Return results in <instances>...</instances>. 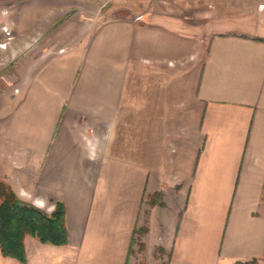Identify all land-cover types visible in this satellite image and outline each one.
<instances>
[{
	"label": "crops",
	"instance_id": "0c3cea01",
	"mask_svg": "<svg viewBox=\"0 0 264 264\" xmlns=\"http://www.w3.org/2000/svg\"><path fill=\"white\" fill-rule=\"evenodd\" d=\"M72 1L2 24L0 179L69 241L0 264H264V0Z\"/></svg>",
	"mask_w": 264,
	"mask_h": 264
},
{
	"label": "trees",
	"instance_id": "16d2710c",
	"mask_svg": "<svg viewBox=\"0 0 264 264\" xmlns=\"http://www.w3.org/2000/svg\"><path fill=\"white\" fill-rule=\"evenodd\" d=\"M33 235L44 243L67 244L69 233L66 225V208L57 202L49 214L39 207L19 198L14 190L0 179V248L6 257L26 263L24 239ZM256 260L236 262L254 264Z\"/></svg>",
	"mask_w": 264,
	"mask_h": 264
},
{
	"label": "rangeland",
	"instance_id": "374dc122",
	"mask_svg": "<svg viewBox=\"0 0 264 264\" xmlns=\"http://www.w3.org/2000/svg\"><path fill=\"white\" fill-rule=\"evenodd\" d=\"M4 1H6V3H4V5L6 6V15L2 18V19H0V37H2V36H5L4 38H5V41L2 43V46H3V44H5V46L9 43V41H10V39L12 38V35H7L3 30H1V26H2V24L3 23H6L7 25H9V15H8V13L7 12H16V11H25V12H27L28 10H30L31 8H32V5H28V4H26V2H23L19 7H17V8H15V9H11V7L9 6L10 4H9V2H10V0H4ZM74 3H73V1L72 0H69V2H67V4H65V12H66V17L67 16H69V17H71L73 14H74V12H75V9H74V5H73ZM28 5V6H27ZM100 5H101V1L99 0L98 1V4H97V8H96V10H97V12L98 13H100ZM12 10V11H11ZM34 10V9H33ZM104 9L102 8V11H103ZM2 11V8L0 7V12ZM120 12H121V10H120ZM3 26H6V25H3ZM8 27V26H7ZM13 31H14V29L13 28H11ZM10 31V32H13V31ZM15 32V31H14ZM6 183V182H5ZM7 184V183H6ZM34 205V204H33ZM66 208V207H65ZM45 211V210H44ZM54 211V210H53ZM46 212V211H45ZM48 213V212H47ZM49 214H51V213H49ZM66 225H67V223H66ZM68 228V227H67ZM142 229H144L143 227H141V229L140 230H142ZM69 233V232H68ZM141 244V243H140ZM163 256V255H162ZM256 261L254 262V264H259V260L258 259H255ZM161 264H170L169 263V259L166 257V256H163L162 258H161Z\"/></svg>",
	"mask_w": 264,
	"mask_h": 264
},
{
	"label": "built area",
	"instance_id": "2783aa9c",
	"mask_svg": "<svg viewBox=\"0 0 264 264\" xmlns=\"http://www.w3.org/2000/svg\"><path fill=\"white\" fill-rule=\"evenodd\" d=\"M2 30L7 34V35H11V32L9 30V28L7 26H2ZM3 46H5V44H3Z\"/></svg>",
	"mask_w": 264,
	"mask_h": 264
}]
</instances>
